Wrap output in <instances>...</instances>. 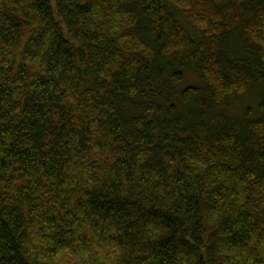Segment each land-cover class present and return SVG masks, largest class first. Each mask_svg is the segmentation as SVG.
Instances as JSON below:
<instances>
[{
    "label": "trees",
    "instance_id": "1",
    "mask_svg": "<svg viewBox=\"0 0 264 264\" xmlns=\"http://www.w3.org/2000/svg\"><path fill=\"white\" fill-rule=\"evenodd\" d=\"M0 264H264V0H0Z\"/></svg>",
    "mask_w": 264,
    "mask_h": 264
},
{
    "label": "rangeland",
    "instance_id": "2",
    "mask_svg": "<svg viewBox=\"0 0 264 264\" xmlns=\"http://www.w3.org/2000/svg\"><path fill=\"white\" fill-rule=\"evenodd\" d=\"M185 82V81H184ZM186 83V82H185ZM184 84V83H183ZM243 101H245V102H243ZM242 102H241V105H242V107H243V105L245 104V105H247V106H249V107H251L252 109H256V103H255V101H256V98H255V96H251V97H247L245 100H243ZM247 102V103H246ZM231 107H234L233 105L232 106H230V108Z\"/></svg>",
    "mask_w": 264,
    "mask_h": 264
}]
</instances>
